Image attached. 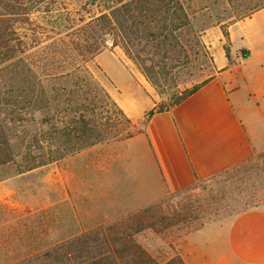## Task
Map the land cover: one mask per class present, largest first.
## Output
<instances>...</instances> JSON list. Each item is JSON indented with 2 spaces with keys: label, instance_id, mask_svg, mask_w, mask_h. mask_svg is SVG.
<instances>
[{
  "label": "crops",
  "instance_id": "1",
  "mask_svg": "<svg viewBox=\"0 0 264 264\" xmlns=\"http://www.w3.org/2000/svg\"><path fill=\"white\" fill-rule=\"evenodd\" d=\"M259 13L250 20L257 23ZM242 23L227 31L230 49L248 53L244 75L221 70L227 67L224 59L198 90L145 120L159 96L132 64L111 53L114 62L102 69L105 88L141 127L129 138L92 145L56 164L54 188L58 182L65 196L54 202V228L66 216L69 224V230L62 228L69 234L60 238L143 209L264 151V25L248 29L236 45L232 30ZM213 29L220 34L218 26ZM182 247L185 264H264V209L203 227L186 236Z\"/></svg>",
  "mask_w": 264,
  "mask_h": 264
},
{
  "label": "trees",
  "instance_id": "2",
  "mask_svg": "<svg viewBox=\"0 0 264 264\" xmlns=\"http://www.w3.org/2000/svg\"><path fill=\"white\" fill-rule=\"evenodd\" d=\"M65 1L0 0V166L15 160L8 131L17 124L25 127L21 145L26 154L35 151L44 154L26 157L22 171L107 142L109 139L105 136L112 128H106L111 119L99 112L104 107L115 110L119 124L134 127L86 67L109 45L119 47L156 89L158 80L168 74L166 69L170 64L166 61H176L186 53L182 35L189 19L181 0H85L81 9L89 14L87 19L66 7ZM263 7L264 0H260L240 19ZM93 9L97 11L91 13ZM45 24H49L50 29ZM221 33L228 39L226 30L221 29ZM223 50L227 57V49ZM156 56L158 60L153 62ZM210 79L169 104L157 103L146 113V119L169 111ZM39 112L43 115L41 125L54 121L60 127L59 148L54 146L53 132H48L41 140L29 129L34 122L33 114ZM133 134L127 132L125 138ZM155 204L157 202L121 218L122 223L135 222L140 213ZM118 222L107 228L108 235L97 238L84 232L50 248L44 255L53 264L69 261L74 264H157L126 234L127 223ZM102 245L108 250L100 251ZM93 251L95 253H91Z\"/></svg>",
  "mask_w": 264,
  "mask_h": 264
},
{
  "label": "rangeland",
  "instance_id": "3",
  "mask_svg": "<svg viewBox=\"0 0 264 264\" xmlns=\"http://www.w3.org/2000/svg\"><path fill=\"white\" fill-rule=\"evenodd\" d=\"M181 1L189 19V24L183 29L182 35V43L186 44V53L176 61H166L170 64L166 69L168 74L165 79L158 80V88L147 82L140 69L119 47L112 48L109 45L102 51L103 53L86 64L96 81L105 90L106 78L102 69L114 62L111 53L121 56L122 60L132 64L148 87L159 96V102L163 104L173 102L185 91L212 78L217 71L216 65L224 59L227 60V67L221 70L230 67L231 72L244 75L247 71L248 53L231 50L229 38L223 37L221 29L227 31L233 23L242 21V25L232 30L235 44L239 45L240 38L245 36L244 33L248 29L259 24L264 25V7L256 10L260 12L259 17L255 19L257 23L250 20L255 11L249 17L240 19L259 4L260 0ZM64 3L66 7L79 12L85 19L89 17V14L81 9L85 0H67ZM96 11L93 9L91 13ZM45 25L50 29L49 24ZM217 26L220 34L213 29ZM224 48L228 51L227 57ZM241 56L245 57L244 67L237 66V59ZM157 60L158 56L153 58V62ZM146 64L148 65L149 62ZM252 94L256 96L255 91ZM102 111L99 110L104 118L111 119L109 126L106 127L112 128L105 136L108 141L126 139L127 132L135 134L141 127L134 125L128 128L119 124L118 118L114 115L115 110L110 106L104 107ZM40 113L33 114L34 122L29 129L36 132L41 140L48 132H53L54 146L59 148L60 127L54 121L41 125L40 119L43 115ZM18 125L20 124L8 131L14 147L15 160L0 166V264H53L51 259L45 257V251L84 232L101 238L102 234L108 235L107 228L118 224V221L121 224L127 223L126 234L131 236L157 264H185L182 258V246L186 242V236L206 226L226 225L243 211L253 208L264 209V157H262L264 151H262L248 162L223 175L166 196L150 210L140 213L135 222L122 223L121 218L129 215L127 214L93 225L81 232L74 231L73 237L60 238L64 234H69L62 229L63 226L67 228L69 224L66 216L64 221H61V224L58 222L57 228H54V202L65 196L58 182L57 187L54 188V167L59 165V161L74 153L30 171H22V163L26 157L44 154H39L38 151L34 154H26L21 145V138H24L22 131L25 127L22 125L17 127ZM59 220L57 216V221ZM76 226V223H71L70 228L74 230ZM99 250L105 252L108 249L102 245ZM66 264H74V262L69 261Z\"/></svg>",
  "mask_w": 264,
  "mask_h": 264
},
{
  "label": "built area",
  "instance_id": "4",
  "mask_svg": "<svg viewBox=\"0 0 264 264\" xmlns=\"http://www.w3.org/2000/svg\"><path fill=\"white\" fill-rule=\"evenodd\" d=\"M245 56V55H244ZM246 57V56H245ZM245 57H243V56H241L240 58H238L237 59V66L238 67H244V61H245ZM146 119V117H144V119L143 120H145ZM142 120V121H143Z\"/></svg>",
  "mask_w": 264,
  "mask_h": 264
}]
</instances>
